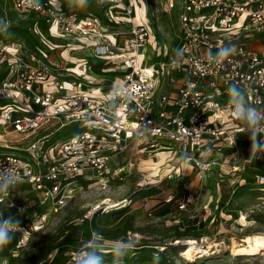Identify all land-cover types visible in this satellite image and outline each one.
<instances>
[{
  "label": "built area",
  "instance_id": "2783aa9c",
  "mask_svg": "<svg viewBox=\"0 0 264 264\" xmlns=\"http://www.w3.org/2000/svg\"><path fill=\"white\" fill-rule=\"evenodd\" d=\"M111 1L113 9L133 15L131 3ZM51 2L0 0V223L20 222L10 233L39 230L85 183L105 189L122 179L126 165L119 160L129 150L156 158L178 155L203 176L237 140L250 136L252 157L264 159V148L256 147L264 144V53L243 41L264 34V0H179L172 46L159 44L143 20L112 31L97 15L76 18ZM176 5L167 0L164 6ZM10 8L19 17H39L32 30L46 49L4 39L11 28ZM65 36L83 47L89 38L91 57H104L109 67L96 68L113 75L92 82L85 74L95 67L83 58L73 66L61 64L57 55L53 62L44 59L59 48L66 51L69 45L53 41ZM150 37L160 59L142 65L138 50ZM228 47L232 51L225 56ZM233 86L240 96L230 92ZM248 110L255 111V124L248 121ZM54 125L58 132L45 131ZM62 130L64 135L56 137ZM23 184L36 195L33 216L13 200L15 187ZM192 197L179 199L177 211H186ZM187 219L193 218L176 220L183 225ZM89 231L60 264H82L92 255L99 264H129L118 254L103 257L112 251L96 248L100 235ZM198 246L204 251L207 245Z\"/></svg>",
  "mask_w": 264,
  "mask_h": 264
},
{
  "label": "rangeland",
  "instance_id": "374dc122",
  "mask_svg": "<svg viewBox=\"0 0 264 264\" xmlns=\"http://www.w3.org/2000/svg\"><path fill=\"white\" fill-rule=\"evenodd\" d=\"M51 1L76 18H80L79 13L97 15L112 31L121 32L127 28L126 22H132L129 18L125 22L122 16H113L117 9H113L114 2L110 0H88L87 6L81 5L80 0ZM166 1L123 0L125 4L133 5V15L137 18H144V15L149 18L159 44L172 46L178 35L179 0H174L177 5L172 10L165 9ZM10 10L11 28L4 39L29 44L27 46L31 48L35 45L42 47L32 30L39 17H19L16 10ZM134 21L137 24L141 20ZM40 28L43 31V27ZM53 41L69 46L65 47L63 54L60 48L44 54L47 61H55L57 55L61 64L66 61L73 66L78 58H83L95 67L89 68L85 74L86 80L92 82L103 83L104 77L113 75L111 70L96 68L98 65H102L101 68L108 66L102 63L104 57H91L90 46L93 44L89 38L83 39L84 47L76 39L66 36L55 37ZM243 41L264 52V34H250ZM141 48L138 61L148 65L154 52ZM75 70L79 72V68ZM55 127H47L45 131L56 133L59 130L55 131ZM64 130L56 137L64 135ZM74 131L77 129L69 134ZM252 151V137L241 138L203 176H199L192 163L181 162L178 155L166 157L161 154L156 158L129 150L119 160L120 165H126L122 179H115L105 189L94 183H85L68 205L52 215L36 232L10 233L12 241L0 248V264H60L64 254L85 239L87 229L100 235L95 241L96 248L112 251L101 254L103 257L118 254L129 264H264V255L233 256L229 248L231 239L239 241L247 234H264V184H258L257 178L264 177V159L253 158ZM160 161L162 164L158 163ZM153 163H158L157 169ZM186 194H192V202L186 211L179 212L177 201ZM12 196L14 202L27 207V215L33 216V211L37 210L33 207L36 195L30 187L19 185ZM113 202L118 205L106 206ZM3 209L4 216H9L11 211ZM242 214L245 221L239 220ZM177 218H196L202 227L192 229L189 222L181 225ZM189 239L196 240L197 246H218L196 254L188 250ZM185 252L194 255L196 261L192 262L191 256L184 255ZM51 257L52 263H49Z\"/></svg>",
  "mask_w": 264,
  "mask_h": 264
},
{
  "label": "bare ground",
  "instance_id": "6f19581e",
  "mask_svg": "<svg viewBox=\"0 0 264 264\" xmlns=\"http://www.w3.org/2000/svg\"><path fill=\"white\" fill-rule=\"evenodd\" d=\"M131 6L133 7L132 4H131ZM118 7L119 8H122L123 7V4H121ZM117 10H120L121 12L123 11L121 9H117ZM122 13H121L122 15H118V13H115L114 12L112 15L114 17L115 16H118V17L119 16H122V18H124L125 22H126V19L129 18L133 23H135L134 20H138V19L139 20H143L145 18V17L144 18H142V17L137 18L136 15L127 16V15L124 14V12H122ZM141 14H143V11H141ZM83 23L86 24L84 21H83ZM117 23L118 22H116L115 24H117ZM141 49H143V48H141ZM158 163L162 164V161H160ZM158 163H153L154 164V166H153L154 169H157L158 168ZM179 170L180 169H178V171ZM262 180L263 179L259 178V181H262ZM258 184H264V182L263 183H259L258 182ZM116 205H118V203H116V202L114 203L113 202V203H111L109 205H106V206L107 207H114ZM239 220L245 221L244 214H242V217ZM187 245H188V250H190L192 253H198V252L205 253V252H207V248H208V250H210L214 246H218V244H211V245H208L206 248H204L205 250L203 251L202 248H200L199 246H197V242L194 239H189L187 241ZM229 248L231 249V254L233 256H241L242 255V256H248V257H250V256H254V255H264V234H262V233L247 234V235H244L239 241H236L235 239H231V245L229 246ZM184 255L191 256L192 262H195L196 261V259H194V255H192V254L190 255L187 252H185Z\"/></svg>",
  "mask_w": 264,
  "mask_h": 264
},
{
  "label": "clouds",
  "instance_id": "9594fccd",
  "mask_svg": "<svg viewBox=\"0 0 264 264\" xmlns=\"http://www.w3.org/2000/svg\"><path fill=\"white\" fill-rule=\"evenodd\" d=\"M36 3H38V0H36ZM81 5L87 6L88 0H80ZM232 51L231 47L223 49V55L228 56ZM230 92L236 96H240V91L236 87H232L230 89ZM247 119L250 123L255 124L257 122V117L255 115L254 110H248L247 113ZM257 149L264 148V144H260L259 142L256 145ZM20 228V222L19 220H16L15 222H12L11 219L3 220V223H0V248H3L4 246L8 245L12 239L13 236L10 235V231L13 229H19ZM82 264H99V259L92 255L87 260L83 261Z\"/></svg>",
  "mask_w": 264,
  "mask_h": 264
},
{
  "label": "crops",
  "instance_id": "0c3cea01",
  "mask_svg": "<svg viewBox=\"0 0 264 264\" xmlns=\"http://www.w3.org/2000/svg\"><path fill=\"white\" fill-rule=\"evenodd\" d=\"M114 12H115V13H118V14H121V13H122L120 10H116V11H114ZM122 14H123V13H122ZM143 22L148 23V24L151 26V28H152V25H151V22H150L149 19L144 18V19H143ZM152 29H153V28H152ZM151 39H152L153 41H151ZM149 41H151V44L148 43ZM149 41L146 43L145 46H143V49L149 48L152 52H154L153 59H152L151 61H149V63H148V64H151V63H154L155 60L157 61L158 59H160V56L158 57V55H157V51H156V48L154 49V47H156V44H155V40H154V38H153V37H150ZM174 41L176 42V39H175V38H174ZM147 44H149V45H147ZM247 46H248L249 48H251V49H254V50H256V51H259V52H261V53H264L263 51H260V49H258L257 47H253V46H250V45H247ZM153 61H154V62H153Z\"/></svg>",
  "mask_w": 264,
  "mask_h": 264
},
{
  "label": "trees",
  "instance_id": "16d2710c",
  "mask_svg": "<svg viewBox=\"0 0 264 264\" xmlns=\"http://www.w3.org/2000/svg\"><path fill=\"white\" fill-rule=\"evenodd\" d=\"M186 222L187 223L189 222V225L192 227V229H198V228L202 227V223L201 222L197 223L198 226L196 227V225H195V223L197 222L196 218L189 219V220L187 219ZM89 236H90V231H89V229H87L86 232H85V238H89Z\"/></svg>",
  "mask_w": 264,
  "mask_h": 264
}]
</instances>
